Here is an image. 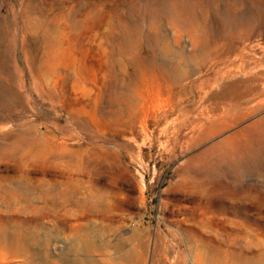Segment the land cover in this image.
<instances>
[{
    "label": "rangeland",
    "instance_id": "rangeland-1",
    "mask_svg": "<svg viewBox=\"0 0 264 264\" xmlns=\"http://www.w3.org/2000/svg\"><path fill=\"white\" fill-rule=\"evenodd\" d=\"M0 228V264L264 253V0H0Z\"/></svg>",
    "mask_w": 264,
    "mask_h": 264
},
{
    "label": "bare ground",
    "instance_id": "bare-ground-1",
    "mask_svg": "<svg viewBox=\"0 0 264 264\" xmlns=\"http://www.w3.org/2000/svg\"><path fill=\"white\" fill-rule=\"evenodd\" d=\"M61 186H65L64 189H57V188H60ZM68 187H70V186H68ZM68 187H67L65 182H62V183L60 182L58 184H53L52 186H47L44 189L46 194L50 195V197L45 202H46V204L51 205L50 208H48L47 206L44 207V210L46 211V213H51L52 210L54 208H56L58 205H60L64 200H69L76 194L77 191H75L74 189H68ZM74 188L76 189V187H74ZM61 199H63V200L60 201ZM5 233H7L6 230L3 228H0V237L5 235ZM4 241H3V243H4ZM15 244L19 245V243H15ZM0 246L4 247L3 245H1V242H0ZM85 247H86V249L90 247V244L88 241L86 242ZM18 249L19 248H17V250ZM10 250L12 251L13 248ZM17 250L15 251V253L17 252ZM23 251H25V250H23ZM18 252H20V251H18ZM13 253H14V251H13ZM20 253L22 255L25 254L22 252H20ZM118 255L121 259L125 260L127 263H129V262L132 263L131 261L133 260V255L129 249H123L121 247V251L118 253ZM177 259H178V261L176 264H184L181 256H179V258L177 257ZM203 262H204V259H203ZM204 263H207V264H264V253L259 252L257 255L255 254L253 256L252 255L249 256V255H244L243 253H240V252H233V253L226 255L225 257H220L216 253H212V254H210V256L207 257V259L205 260Z\"/></svg>",
    "mask_w": 264,
    "mask_h": 264
},
{
    "label": "built area",
    "instance_id": "built-area-1",
    "mask_svg": "<svg viewBox=\"0 0 264 264\" xmlns=\"http://www.w3.org/2000/svg\"><path fill=\"white\" fill-rule=\"evenodd\" d=\"M158 217H159V216L157 215V216H156V220H158Z\"/></svg>",
    "mask_w": 264,
    "mask_h": 264
}]
</instances>
